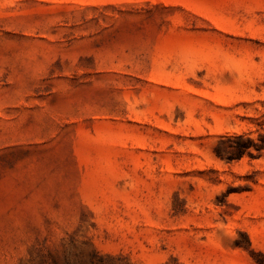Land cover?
<instances>
[{
    "label": "rangeland",
    "instance_id": "374dc122",
    "mask_svg": "<svg viewBox=\"0 0 264 264\" xmlns=\"http://www.w3.org/2000/svg\"><path fill=\"white\" fill-rule=\"evenodd\" d=\"M238 134L264 0H0V264H264V149L213 153Z\"/></svg>",
    "mask_w": 264,
    "mask_h": 264
},
{
    "label": "trees",
    "instance_id": "16d2710c",
    "mask_svg": "<svg viewBox=\"0 0 264 264\" xmlns=\"http://www.w3.org/2000/svg\"><path fill=\"white\" fill-rule=\"evenodd\" d=\"M252 149L256 153L252 152ZM264 149V135H259V141L245 136L243 134L234 135L232 137H220L214 147L213 153L215 156L231 161L233 159H239L244 155L250 157L260 156Z\"/></svg>",
    "mask_w": 264,
    "mask_h": 264
}]
</instances>
